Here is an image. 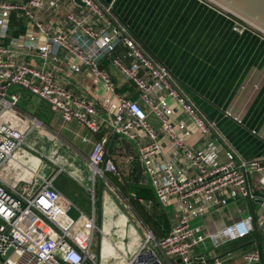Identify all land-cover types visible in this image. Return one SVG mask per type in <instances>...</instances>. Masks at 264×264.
Listing matches in <instances>:
<instances>
[{"label":"built area","instance_id":"obj_1","mask_svg":"<svg viewBox=\"0 0 264 264\" xmlns=\"http://www.w3.org/2000/svg\"><path fill=\"white\" fill-rule=\"evenodd\" d=\"M71 1L78 5L76 0ZM60 2L0 3V168L18 149L27 146L26 134L1 122L2 115L21 101V95L12 90L14 87L39 97L52 111L61 113L65 122L78 121L93 133L100 130L104 111L111 116L115 133L136 143L146 182L153 188L159 204L166 208L173 201L175 208L165 235L158 238L148 227L137 252L123 264H198L199 261L223 264L219 258L209 262L205 255L198 260L194 252L198 248L206 249L207 242L217 250L246 238L254 230V216L215 231H208L197 221L213 209L225 206L223 193L228 190L254 199L246 173L260 171L262 161L249 162L236 153L216 122L208 120L185 94L170 69L152 59L128 29L120 25L112 4L80 0L96 19L97 26L86 24L83 17L69 11L65 19L68 33L51 36L38 11L58 12ZM13 13H21L39 34L48 38L40 51L41 59L57 64L60 59L52 50L58 46L69 55L68 72L82 84L91 80L94 88L105 92L103 100L76 97L57 84L53 72L13 59L14 49L36 41L35 35L9 36ZM231 18L236 32L255 29L236 15ZM121 46L125 52L114 55ZM106 58L132 84L137 99L117 91L112 75L101 68ZM38 126L34 119L30 131ZM195 130L199 137L196 148L188 143ZM161 136L167 145L160 141ZM143 138L147 141L143 142ZM106 143L107 140L96 142L88 158L94 182L101 176L106 180L108 174L120 177L117 165L106 159ZM222 152L226 161L221 160ZM55 181L53 175L42 179L40 186L17 189L0 177V264H103L94 250L95 234L99 232L94 215L81 213L74 228H64L59 223L63 207ZM88 193L95 206L96 190L93 188ZM227 195L231 197L232 193ZM241 264L264 263L259 250H253L243 256Z\"/></svg>","mask_w":264,"mask_h":264},{"label":"crops","instance_id":"obj_2","mask_svg":"<svg viewBox=\"0 0 264 264\" xmlns=\"http://www.w3.org/2000/svg\"><path fill=\"white\" fill-rule=\"evenodd\" d=\"M25 1L27 0H0V3ZM102 1L112 4L120 25L128 29L143 50L170 69L185 94L208 120L216 122L219 132L242 159L264 162V33L256 28L236 32L235 22L230 14L209 0ZM78 5L71 0H61L58 12L48 14L38 11V16L51 36L60 32L68 33L69 27L65 19L69 11L83 17L86 24L97 26L96 19L89 14L88 9L83 4ZM32 35L36 36V41L14 49L13 59L18 63H27L37 69L53 72L57 84L76 97H88L95 102L103 100L105 92L94 88L91 80L82 84L79 78L68 72L69 55L58 46H54L52 50V54L60 59L57 64L41 59L39 54L48 43V38L39 34L32 22L21 13H13L9 36ZM125 50L121 46L114 55H121ZM101 68L112 75L119 93H127L132 99L138 98L132 84L125 80L109 58L102 61ZM12 90L21 95V101L16 108L2 115L1 122L26 134L27 146L18 149L15 156L0 168V177L4 182L17 189L26 185L37 187L41 185L42 179L55 175V186L64 201L58 221L64 228H74L81 213L88 217L97 216V204L90 214L85 212L80 196L82 192L79 193L73 183L82 187L87 195L88 190L94 188L96 199L97 193L99 198V178L94 182L88 158L96 142L107 140L106 157L109 155L108 158L117 165L120 177L108 174L105 180L110 190H103L105 219L102 221V244L98 255L102 259V247L109 246L116 258L120 255L131 258L143 238L139 219H132L128 213L118 209V206H112L111 189L115 182H120L124 187L128 183L138 187L133 191V198L143 210L138 215L158 238L165 235L171 218H174V202L166 208L162 207L153 189L152 199L136 195L140 193V187L151 186L143 174L136 143L115 133L110 115L102 111L105 120L101 123L100 130L93 133L78 121L65 122L61 113L52 111L46 102L28 91L24 93L21 88ZM34 119L40 126L30 131ZM198 139L195 130L188 143L196 148ZM142 141L146 142L147 139L143 138ZM160 141L164 145L168 143L163 136ZM221 160L226 161L224 152L221 153ZM138 164L141 166L140 174L137 171ZM64 174L66 178H63ZM246 175L248 189L251 196H254L251 206L249 198L228 190L223 193L227 204L213 209L197 222L208 231H215L253 215V232L246 238L230 242L217 250H213L210 242H207L206 249L195 250V257L205 255L212 262L213 258L224 256L219 258L223 264H241L246 253L259 250L264 263V206L254 201L264 199V168L247 172ZM61 178L63 179L60 180ZM227 192H231L232 196L229 197ZM110 215H118V219L114 218V222ZM166 222L168 228L165 227ZM113 224L120 229L117 247L106 237ZM228 252L230 253L227 254ZM198 264H201L200 261Z\"/></svg>","mask_w":264,"mask_h":264},{"label":"rangeland","instance_id":"obj_3","mask_svg":"<svg viewBox=\"0 0 264 264\" xmlns=\"http://www.w3.org/2000/svg\"><path fill=\"white\" fill-rule=\"evenodd\" d=\"M14 88L16 90L19 87H14ZM24 93H27V91L24 90ZM66 177L67 176L64 174L63 175V178H66ZM63 178H61L60 180H62ZM115 183H114V185L116 187L113 186L112 189H111L112 190V196H113L112 199H113V203H114L112 206H114V207L118 206V209H121L123 212L128 213L129 217L132 218V219L133 218L134 219L135 218L139 219V223H140L139 224V226H140L139 228H140V230L143 229L145 231L147 229V224L144 223L143 220H142V218L140 217V215H138V214H141L142 211H143L142 210V206H140L139 203H137L135 201V199L133 198V196H132V194H133V188H134L135 185H132L131 183H128V184H126L127 186L124 187L120 182H117L116 184ZM73 184H74L73 186L75 188H77V190L79 191V193L82 192L81 195L79 193H78V195L81 196V201H82L83 206L85 207V209H84L85 212L88 213V214H90L91 213V210H92V208L94 206L93 200L90 198L89 195H87V193L82 189V187L76 185L75 183H73ZM98 199L99 198H98V193H97L96 202L98 201ZM116 200H117V202H116ZM97 210H98V212H97V216H96V223H98V218H99V209H98V207H97ZM170 211H171V209H170ZM115 214H116V212H115ZM110 216H111L110 218L112 220H114V222L116 221L115 219H118V215L117 216L116 215H110ZM104 219H105V212L102 209V221H104ZM143 230H142V233H143ZM119 234H120V229H118V227L115 224H113V226L111 227V231H109V234L106 237H107V239L110 241V243L114 247H117V242L119 241V239H118V235ZM142 239L143 238L140 239L141 243L139 245H137L136 248H139V246L142 244ZM120 240H121V238H120ZM94 250L96 252H98V233L97 232L95 234V239H94ZM117 250L121 252V250H119L118 248H117ZM200 250H203V249H200ZM207 250H209L208 247H207ZM136 252H137V250H136ZM107 259H109V258H107ZM114 262H116V260L110 261V264H113Z\"/></svg>","mask_w":264,"mask_h":264},{"label":"water","instance_id":"obj_4","mask_svg":"<svg viewBox=\"0 0 264 264\" xmlns=\"http://www.w3.org/2000/svg\"><path fill=\"white\" fill-rule=\"evenodd\" d=\"M210 2L214 3L215 5L219 6L223 10L227 11L230 16L236 15L237 17L243 19L244 21L253 25L258 31L264 33V0H209ZM78 4H82L80 0H76ZM111 148L108 153H110ZM109 155H107L106 159L108 160ZM260 168H264V162L260 163ZM102 171H104V166L102 167ZM137 171L141 173V166L140 164L137 165ZM99 200L97 203V207L99 209V218H98V252H100L101 244H102V209H103V190L109 189L108 184L106 183L104 177L99 178ZM249 204L251 206V199L249 198ZM255 203L264 206V199H255ZM254 242H251L253 244ZM250 245V244H248ZM228 252L227 254H229ZM225 254V255H227ZM221 256L219 258H223Z\"/></svg>","mask_w":264,"mask_h":264},{"label":"bare ground","instance_id":"obj_5","mask_svg":"<svg viewBox=\"0 0 264 264\" xmlns=\"http://www.w3.org/2000/svg\"><path fill=\"white\" fill-rule=\"evenodd\" d=\"M101 256L103 260V264H110V261L118 260V262H114L113 264H123L126 259H129L123 255H120L119 258H116L112 253H111V248L109 246H103L101 250ZM109 258V259H107ZM110 260V261H109Z\"/></svg>","mask_w":264,"mask_h":264},{"label":"trees","instance_id":"obj_6","mask_svg":"<svg viewBox=\"0 0 264 264\" xmlns=\"http://www.w3.org/2000/svg\"><path fill=\"white\" fill-rule=\"evenodd\" d=\"M136 189H138L137 186H134L133 188V191H135ZM153 188L149 187V188H141L140 187V193H137L136 195L139 197V198H143V199H152L153 198V191H152ZM165 227H169L168 223L166 222L165 223ZM168 231V230H167Z\"/></svg>","mask_w":264,"mask_h":264}]
</instances>
